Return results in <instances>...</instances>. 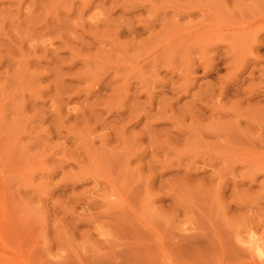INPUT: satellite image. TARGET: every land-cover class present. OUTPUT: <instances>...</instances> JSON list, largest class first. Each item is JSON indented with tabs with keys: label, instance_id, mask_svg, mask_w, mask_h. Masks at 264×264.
Segmentation results:
<instances>
[{
	"label": "rangeland",
	"instance_id": "obj_1",
	"mask_svg": "<svg viewBox=\"0 0 264 264\" xmlns=\"http://www.w3.org/2000/svg\"><path fill=\"white\" fill-rule=\"evenodd\" d=\"M0 264H264V0H0Z\"/></svg>",
	"mask_w": 264,
	"mask_h": 264
},
{
	"label": "bare ground",
	"instance_id": "obj_2",
	"mask_svg": "<svg viewBox=\"0 0 264 264\" xmlns=\"http://www.w3.org/2000/svg\"><path fill=\"white\" fill-rule=\"evenodd\" d=\"M198 3H199V2H198ZM203 4H205V3H203ZM209 6H210V4H209ZM201 7H202V6H201ZM192 9H194V8H192ZM192 9H191V10H192ZM183 10H184V9H183ZM188 11H189V10H188ZM190 12H191V11H190ZM201 15H202V14H201ZM205 16H206V15H205ZM216 19H217V18H216ZM205 22H206V21H205ZM216 22H217V21H216ZM199 23H200V22H199ZM220 25H221V24H220ZM197 27H198V26H197ZM195 28H196V27H195ZM195 28H193V29H195ZM191 29H192V28H191ZM202 29H203V28H202ZM196 30H197V29H196ZM200 31H201V30H200ZM203 31H206V30H203ZM203 31H202V32H203ZM208 33H209V32H208ZM208 33H207V34H208ZM210 33H211V32H210ZM203 35H204V34H203ZM215 35H216V34H215ZM164 258H165V257H164ZM166 260H167V259H166Z\"/></svg>",
	"mask_w": 264,
	"mask_h": 264
}]
</instances>
